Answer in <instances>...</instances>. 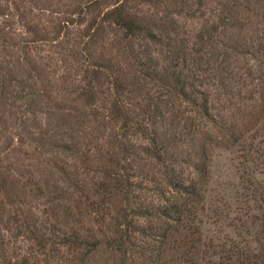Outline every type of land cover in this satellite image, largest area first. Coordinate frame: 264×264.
I'll use <instances>...</instances> for the list:
<instances>
[{"label": "trees", "instance_id": "1", "mask_svg": "<svg viewBox=\"0 0 264 264\" xmlns=\"http://www.w3.org/2000/svg\"><path fill=\"white\" fill-rule=\"evenodd\" d=\"M113 1L99 22L87 25L78 43L81 62L72 70L77 99L88 111L77 119L88 123L91 135L84 147L72 135L73 147L47 153L53 157L49 168L72 191L49 196L30 182L25 186L33 199H45L43 208L12 211L7 207L13 203L1 194L2 180L0 264H264V151L255 140L248 143L251 131L264 123L263 42L252 52L255 70L248 68L257 82L250 100L258 112L237 129L229 116L213 114L208 94L188 81L177 53L169 65L150 67L151 47L162 43L161 34L132 14L127 0ZM239 1L248 16H260L256 8L264 0H229L222 26H231ZM202 4L195 0L186 11L194 16ZM102 24L118 28L128 44L146 46L137 62L141 77L134 80L159 94L154 101L137 100L120 67L89 53ZM219 44L224 58L214 71L228 76L232 55L250 53ZM217 89L226 90L221 110L234 116L229 87L219 79ZM65 151L81 156V179L75 164L60 160Z\"/></svg>", "mask_w": 264, "mask_h": 264}, {"label": "rangeland", "instance_id": "2", "mask_svg": "<svg viewBox=\"0 0 264 264\" xmlns=\"http://www.w3.org/2000/svg\"><path fill=\"white\" fill-rule=\"evenodd\" d=\"M88 2L91 0H0V184L5 180L4 189H0L4 202L8 197L13 203L7 210L23 206L37 213L43 208L45 199H33L31 189L25 186L30 182L36 187L41 186L45 195L62 197L65 192L72 191L66 187L62 179L65 177L56 172L53 174L49 168L53 157L47 153L72 145V135L78 138L79 146L84 147L87 144L85 136L92 132L87 122L81 124L84 121L77 119L87 109L83 100L77 99L79 90L75 87L76 81L73 82L72 70H76L81 62L79 51L82 48L78 43L86 33L87 25L93 20L99 22V13L110 8L114 1L95 0L87 11H82ZM127 2L132 14L158 29L162 36V43L151 47L150 67L159 69L161 65H169L170 57L177 53L181 58L179 66L181 69L184 66L188 81H193L196 90L208 94L215 107L213 114L219 112L229 116L237 129L245 127L251 115L258 112V103L250 100V92L256 89L257 82L252 83L248 77V68L251 66L255 70L257 63L252 61V52L262 42L264 47V20L260 21L264 18V6L256 8L263 17H253L244 12V3L239 1L242 6L233 12L234 19L229 21L231 26L224 27L221 19L226 15L224 8L229 0H203L200 11L194 16L186 9L190 10L188 7L195 0ZM192 9L197 7L194 5ZM219 42L233 50L250 53V58L232 55L227 62L228 76L214 71L224 58L217 47ZM141 45L140 42L128 44L118 28L102 24L88 51L96 60H110L113 68L120 67L123 70L120 77L131 83L137 100L148 102L159 94L144 81L134 80L141 77L137 62L146 47ZM219 79L231 91L229 97H233L236 107L234 116L221 110V105L226 104V90L217 89ZM164 105L162 107L167 106ZM239 107L241 112L237 111ZM262 125V129L251 131L248 143L255 140L254 144L261 145L264 151V123ZM107 133L108 129L104 134ZM63 154L60 160L71 166L75 164L81 179V156H72L70 151ZM251 246L255 245L251 243Z\"/></svg>", "mask_w": 264, "mask_h": 264}]
</instances>
